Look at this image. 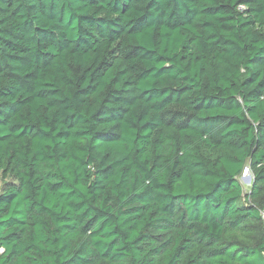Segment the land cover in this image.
I'll use <instances>...</instances> for the list:
<instances>
[{
  "label": "trees",
  "instance_id": "16d2710c",
  "mask_svg": "<svg viewBox=\"0 0 264 264\" xmlns=\"http://www.w3.org/2000/svg\"><path fill=\"white\" fill-rule=\"evenodd\" d=\"M262 212L264 0H0V264H264Z\"/></svg>",
  "mask_w": 264,
  "mask_h": 264
},
{
  "label": "rangeland",
  "instance_id": "374dc122",
  "mask_svg": "<svg viewBox=\"0 0 264 264\" xmlns=\"http://www.w3.org/2000/svg\"><path fill=\"white\" fill-rule=\"evenodd\" d=\"M248 170L249 168L246 167ZM250 171V170H249ZM240 184L242 185V189L244 191L245 194H249L250 192V188H251V184L253 182V176L252 173L250 172V176L245 177L243 179H239Z\"/></svg>",
  "mask_w": 264,
  "mask_h": 264
},
{
  "label": "built area",
  "instance_id": "2783aa9c",
  "mask_svg": "<svg viewBox=\"0 0 264 264\" xmlns=\"http://www.w3.org/2000/svg\"><path fill=\"white\" fill-rule=\"evenodd\" d=\"M250 176V171L247 168H244L240 176L241 179ZM262 218L264 219V212L261 213Z\"/></svg>",
  "mask_w": 264,
  "mask_h": 264
}]
</instances>
